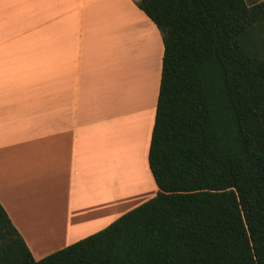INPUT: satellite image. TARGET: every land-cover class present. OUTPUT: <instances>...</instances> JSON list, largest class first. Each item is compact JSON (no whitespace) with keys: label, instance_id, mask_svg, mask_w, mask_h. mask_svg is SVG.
Instances as JSON below:
<instances>
[{"label":"crops","instance_id":"1","mask_svg":"<svg viewBox=\"0 0 264 264\" xmlns=\"http://www.w3.org/2000/svg\"><path fill=\"white\" fill-rule=\"evenodd\" d=\"M136 1L0 0V203L35 260L159 190L164 44Z\"/></svg>","mask_w":264,"mask_h":264},{"label":"trees","instance_id":"2","mask_svg":"<svg viewBox=\"0 0 264 264\" xmlns=\"http://www.w3.org/2000/svg\"><path fill=\"white\" fill-rule=\"evenodd\" d=\"M136 5L164 44L157 195L41 260L0 203V264H264V1Z\"/></svg>","mask_w":264,"mask_h":264},{"label":"rangeland","instance_id":"3","mask_svg":"<svg viewBox=\"0 0 264 264\" xmlns=\"http://www.w3.org/2000/svg\"><path fill=\"white\" fill-rule=\"evenodd\" d=\"M264 0H246V2L249 4V5H253V4H256V3H259V2H262ZM139 202V201H138ZM118 211V210H115L114 213ZM114 213L112 215H114ZM31 232V231H30Z\"/></svg>","mask_w":264,"mask_h":264}]
</instances>
